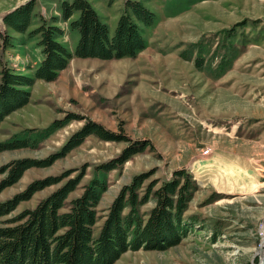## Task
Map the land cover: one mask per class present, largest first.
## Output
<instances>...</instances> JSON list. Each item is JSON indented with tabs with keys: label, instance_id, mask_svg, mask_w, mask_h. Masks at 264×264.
<instances>
[{
	"label": "rangeland",
	"instance_id": "rangeland-1",
	"mask_svg": "<svg viewBox=\"0 0 264 264\" xmlns=\"http://www.w3.org/2000/svg\"><path fill=\"white\" fill-rule=\"evenodd\" d=\"M27 1L0 0V79L6 65L33 75L42 58L36 38L27 39L3 22L6 13ZM62 1L36 0L32 27L41 12L57 15ZM89 1L113 35L126 0ZM139 1L156 15L154 25H143L148 47L135 58L73 57L56 81L37 80L30 87V102L1 124L0 141L70 113L80 118L37 148L0 152V168L16 158L50 157L88 120L129 140L90 135L52 165L28 169L0 193V201L33 180L86 167L69 204L83 192L96 165L118 157L133 141L147 140L151 144L144 152L110 173L109 189L97 207L95 234L121 187L141 172H151L147 184L187 169L198 189L185 218L197 219L180 244L166 250H129L114 264H264V0ZM61 25L66 28L61 41L74 51L79 34L69 24ZM8 36H14V46H4ZM58 187L21 202L0 217V225L34 208ZM153 205L147 203L142 211Z\"/></svg>",
	"mask_w": 264,
	"mask_h": 264
},
{
	"label": "trees",
	"instance_id": "trees-1",
	"mask_svg": "<svg viewBox=\"0 0 264 264\" xmlns=\"http://www.w3.org/2000/svg\"><path fill=\"white\" fill-rule=\"evenodd\" d=\"M35 7L36 0H28L3 17L9 28L26 35L27 39H37L42 58L33 75L7 65L2 68L0 127L11 113L30 102V87L37 80L56 81L69 67L73 57L104 60L137 57L148 47L143 25H154L156 18L142 1L126 0L111 35L108 24L89 0H64L60 4V15L49 18L39 15L36 26L32 27L37 16ZM61 22H69V28L79 34L74 51L61 41L66 35ZM12 39L14 36L5 37L4 46H14ZM79 118L70 113L46 127L16 132L0 141V152L37 148L59 129ZM90 135L105 141L129 140L123 134L88 120L50 157L16 158L1 167L0 174H4V178L0 181V193L17 183L28 169L52 165ZM150 144L147 140L133 141L118 157L96 165L83 192L72 198L69 204L70 194L87 173L86 167L33 180L23 191L0 201V217H3L15 211L21 202L32 199L38 191L59 184L34 208H26L0 225V264H114L129 250H166L180 244L197 219L195 215L185 218L198 183L184 168L176 170L170 179H152L147 184L151 172L135 174L121 187L104 216L98 234H95L97 207L109 189L110 173L134 155L144 152ZM74 171L79 172L71 176ZM151 201L154 202L153 207L143 212L142 207ZM216 238L214 232L213 239Z\"/></svg>",
	"mask_w": 264,
	"mask_h": 264
},
{
	"label": "crops",
	"instance_id": "crops-1",
	"mask_svg": "<svg viewBox=\"0 0 264 264\" xmlns=\"http://www.w3.org/2000/svg\"><path fill=\"white\" fill-rule=\"evenodd\" d=\"M35 13L37 14L36 11H35ZM55 13H57L58 15H60V11L57 10V9L55 10ZM39 15L49 18L48 15L46 16V14H44V13H42V12H41ZM51 15H53V14H51ZM36 17H37V16H36ZM36 17H35V19H34V22H35V20H36ZM65 23H66V24H69V22H65ZM35 69H36V68H34L33 71H35Z\"/></svg>",
	"mask_w": 264,
	"mask_h": 264
},
{
	"label": "bare ground",
	"instance_id": "bare-ground-1",
	"mask_svg": "<svg viewBox=\"0 0 264 264\" xmlns=\"http://www.w3.org/2000/svg\"><path fill=\"white\" fill-rule=\"evenodd\" d=\"M263 245H264V240H263ZM263 251H264V249H263Z\"/></svg>",
	"mask_w": 264,
	"mask_h": 264
}]
</instances>
